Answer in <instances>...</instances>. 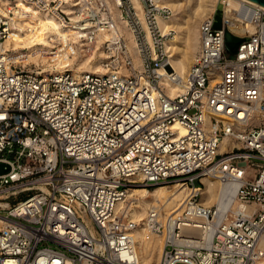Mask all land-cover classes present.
<instances>
[{
  "label": "built area",
  "instance_id": "2783aa9c",
  "mask_svg": "<svg viewBox=\"0 0 264 264\" xmlns=\"http://www.w3.org/2000/svg\"><path fill=\"white\" fill-rule=\"evenodd\" d=\"M223 1L221 28L214 12L200 22L182 90L169 96L158 69L179 78L159 0H138L144 26L130 0H0V264H137L132 223L115 205L136 186L173 185L188 191L180 209L146 218L163 237L157 264H264V9L227 11L250 20L248 33L230 29ZM42 17L60 30L46 38V68L3 47ZM225 30L242 40L233 54ZM62 54L70 62L58 65ZM205 177L236 185L239 208L201 204Z\"/></svg>",
  "mask_w": 264,
  "mask_h": 264
},
{
  "label": "bare ground",
  "instance_id": "6f19581e",
  "mask_svg": "<svg viewBox=\"0 0 264 264\" xmlns=\"http://www.w3.org/2000/svg\"><path fill=\"white\" fill-rule=\"evenodd\" d=\"M131 4L135 8L139 15V23L144 26V21L140 15L141 6L138 0H130ZM209 0H203V4L200 2L193 10V13L189 15V22L185 20L186 24L179 23L171 13L178 9L181 4L177 0H159V4L169 11V16L165 18L158 17L157 28L161 34H168L169 37L163 39L162 50L167 55V60L170 64L171 70L175 77L179 78L178 81L169 80L167 72L162 68L158 69L159 84L165 86V91L169 96H174L176 93L182 90V83L184 80L185 72L188 66L191 64L194 57V52L198 46V25L194 26L195 20L198 18L205 19L211 15L216 8L217 0H212L211 3H207ZM240 2L259 6L264 9L258 3L250 0H224L223 10L224 18H227L228 26L230 29H245L248 33L254 31V26L250 23V20H236L231 13H227L228 10L236 8ZM114 20L121 33L126 38V46L130 51L134 59L135 66L139 65L138 59L135 55L134 40L131 32L126 26L125 19L121 16L119 10L114 6ZM173 17V18H172ZM34 24H28L30 31L21 36L17 32H11L6 41L3 43L4 48L12 47L14 49H27L31 51V56L27 57L26 53L24 59L27 60L26 64L39 65L40 63L47 62L48 50L52 43L48 42L46 38L54 39L52 35L59 34L60 30L57 23L48 17L39 18ZM203 20H200L201 22ZM193 22V24H192ZM58 59V65H64L70 62L67 56L60 55ZM52 58V57H51ZM81 66H86L85 69L93 72H103L98 63H94L90 66L87 63V59H84ZM81 67H77V71ZM217 117V116H216ZM220 118V117H217ZM224 120V119H223ZM208 123V120H207ZM232 144H229V147ZM226 148L225 144H220L219 150ZM204 186L200 191V203L204 206H215L216 212L221 213L226 208H230L235 211L239 208V203L234 198L236 185L227 184L221 185L216 179L203 178ZM188 196V191L185 188L177 185L173 186H156L151 189L145 188H132L127 190L125 196L117 202L114 208V212H121L132 223L129 230V236L132 242L133 249L136 254L137 264H149L152 260L154 264H157L159 255L163 249V237L159 234L150 233L146 227V218L148 212L151 209H155L158 213V219H162L164 216L180 209L182 200ZM198 233V232H196Z\"/></svg>",
  "mask_w": 264,
  "mask_h": 264
},
{
  "label": "rangeland",
  "instance_id": "374dc122",
  "mask_svg": "<svg viewBox=\"0 0 264 264\" xmlns=\"http://www.w3.org/2000/svg\"><path fill=\"white\" fill-rule=\"evenodd\" d=\"M179 1L181 4L179 5L178 9H176L175 11H173L171 13V15H173V17L181 24H186L187 22H189V15L193 13V10L195 9V7L198 5V3H202L203 4V0H177ZM219 1L220 0H217L216 2V7L217 5L219 4ZM212 0H209V2L207 3H211ZM224 5V4H223ZM216 9V8H215ZM122 16V15H121ZM123 17V16H122ZM172 17V18H173ZM185 20H188L187 22ZM200 20H203L201 18H198L195 20V23H194V26L197 27L198 24H200ZM193 24V22H192ZM247 31V30H246ZM249 32V31H248ZM198 47V46H197ZM26 50V55L27 57L31 56L32 52L31 51H28L27 49ZM197 51V50H196ZM196 51L194 53H196ZM47 59V58H46ZM27 62L26 59L23 60V63L25 64ZM47 64L48 63H40V65L43 66V68H46L47 67ZM39 65V66H40ZM77 65H80L79 62H77ZM31 67V66H30ZM34 67V66H32ZM134 188H145L143 186H136ZM145 189H148V188H145ZM200 200V198H199ZM200 202V201H199ZM214 206V205H213ZM149 264H154L153 260L149 263Z\"/></svg>",
  "mask_w": 264,
  "mask_h": 264
},
{
  "label": "water",
  "instance_id": "95a60500",
  "mask_svg": "<svg viewBox=\"0 0 264 264\" xmlns=\"http://www.w3.org/2000/svg\"><path fill=\"white\" fill-rule=\"evenodd\" d=\"M254 1L255 3L260 4L264 7V0H250ZM213 28L214 29H220L222 24V6L221 4H218L213 15ZM242 40L240 38H237L233 35H231L227 30L224 31V49L228 54H233L235 49L237 48L238 44ZM6 170H3V164H0V173H4Z\"/></svg>",
  "mask_w": 264,
  "mask_h": 264
}]
</instances>
